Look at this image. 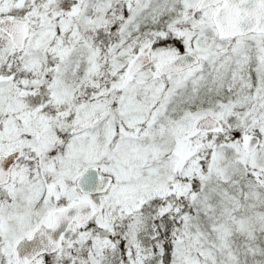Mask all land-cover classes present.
<instances>
[{
  "label": "snow or ice",
  "instance_id": "1",
  "mask_svg": "<svg viewBox=\"0 0 264 264\" xmlns=\"http://www.w3.org/2000/svg\"><path fill=\"white\" fill-rule=\"evenodd\" d=\"M0 264H264V0H0Z\"/></svg>",
  "mask_w": 264,
  "mask_h": 264
}]
</instances>
